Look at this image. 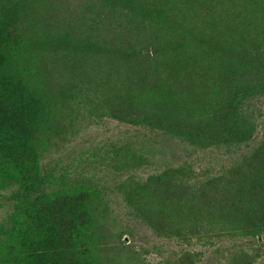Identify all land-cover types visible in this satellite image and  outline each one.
<instances>
[{"label":"rangeland","instance_id":"374dc122","mask_svg":"<svg viewBox=\"0 0 264 264\" xmlns=\"http://www.w3.org/2000/svg\"><path fill=\"white\" fill-rule=\"evenodd\" d=\"M15 1L22 14L9 24L28 37L22 53L29 57L27 66L37 76V87L47 95L41 106L48 111L49 129L42 163L56 173L91 181L97 191L91 200L94 231L100 236L95 241L101 247L79 263L264 264V227H256L258 217H264V189L257 187L249 194L239 189L249 174L264 175V71L260 81H250L258 87L245 99L242 118L253 126L248 139L191 141L143 124L148 100L127 94V87L132 91L140 87L143 72L128 64L138 68L135 60L146 63L142 56L153 51L148 52L147 46L160 36L157 23L151 22L154 17L148 23L145 8L167 6L168 0ZM182 2L171 4L182 6ZM204 5L197 8L202 10L196 18L198 30L206 31L209 41L219 38L221 49L228 41L227 23L236 37L245 34L246 24L248 31L264 29V8L259 10L264 0H205ZM183 18L181 13L177 21ZM169 26L170 22L163 25ZM169 55L162 46L163 69L154 68V75L174 81L176 68L167 62ZM263 63L260 52L258 64ZM37 87L34 81L32 88ZM165 172L189 189L186 193L179 186L172 197L181 192L193 198L185 215L171 216L179 236L158 234L130 203L154 196V178ZM3 185L0 177V243L12 210Z\"/></svg>","mask_w":264,"mask_h":264},{"label":"trees","instance_id":"16d2710c","mask_svg":"<svg viewBox=\"0 0 264 264\" xmlns=\"http://www.w3.org/2000/svg\"><path fill=\"white\" fill-rule=\"evenodd\" d=\"M172 1L175 0H168L167 6L145 8L148 23L154 17L151 22H156L157 27L155 24L151 27H156L160 36L147 46L148 52L150 48L153 51L142 56L146 63L135 60L136 68L128 62L136 72L143 71L137 82L140 87L136 91L127 87L128 95L133 92L149 102L142 112V123L191 141L207 140L211 144L245 141L253 126L243 120L242 113L245 99L258 87L250 81L262 79L264 63L258 64V57L260 52L264 54V29L248 31L246 24L245 34L255 33L250 38L244 33L236 37L233 26L227 23L228 41L221 49L219 38L209 41L207 32L198 30L196 18L202 12L198 9L205 6V0H178L184 2L182 6L171 4ZM16 3L0 0V177L6 189L4 197L12 204L0 243V264H80L101 247L96 242L100 236L94 231L91 200L97 191L91 181L63 171L56 173L42 163L43 144L48 143L49 135L48 111H42L41 107L46 92L37 87V76L27 66L29 57L22 53L29 45L28 37L19 35L9 24L22 14ZM135 9L142 8L131 11ZM194 10L196 15L191 14ZM181 13L184 18L177 21ZM203 17L206 22L209 20L208 14ZM169 22V27H163ZM220 35L224 38L222 31ZM162 46L170 52L167 62L176 68L174 81L154 75V68L163 69ZM140 52L135 51V55ZM247 78L250 79L246 81ZM34 81L36 89L32 88ZM181 110L191 117L181 115ZM260 174L242 178L239 189L245 194L256 192L257 187L264 189V175L259 177ZM154 179L157 186L153 189L154 196H149L146 202L131 199L130 203L158 234L179 236L182 233L171 222V216L185 215L193 198L187 199L181 192L172 197L180 182L171 180L167 172ZM180 188L186 193L189 190L185 185ZM257 221L256 227H264V217H258Z\"/></svg>","mask_w":264,"mask_h":264}]
</instances>
